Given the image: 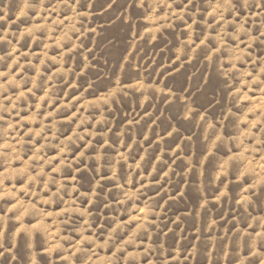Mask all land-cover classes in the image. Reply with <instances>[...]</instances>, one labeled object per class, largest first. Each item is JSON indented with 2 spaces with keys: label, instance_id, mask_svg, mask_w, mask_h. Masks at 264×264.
<instances>
[{
  "label": "rangeland",
  "instance_id": "374dc122",
  "mask_svg": "<svg viewBox=\"0 0 264 264\" xmlns=\"http://www.w3.org/2000/svg\"><path fill=\"white\" fill-rule=\"evenodd\" d=\"M0 264H264V0H0Z\"/></svg>",
  "mask_w": 264,
  "mask_h": 264
}]
</instances>
